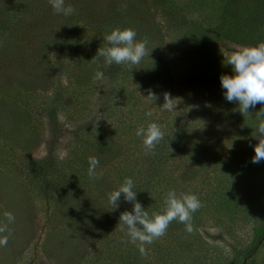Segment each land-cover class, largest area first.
I'll list each match as a JSON object with an SVG mask.
<instances>
[{"label":"rangeland","instance_id":"obj_1","mask_svg":"<svg viewBox=\"0 0 264 264\" xmlns=\"http://www.w3.org/2000/svg\"><path fill=\"white\" fill-rule=\"evenodd\" d=\"M14 1L16 0H0V28L7 18L4 16L2 3L5 2L6 7H8L9 2L12 4ZM113 1L115 0H65V4L74 5L76 11L71 15L73 18L70 16L64 18V15L54 12L48 0H26L31 11L30 14L26 13V19L23 21L24 26L22 28H25L26 33L19 34L17 31V36L13 34L7 40V37L1 34L0 30V57L8 58L7 65L10 62L11 64L18 62V65L25 64L26 68L30 69L29 60L37 58L40 49L46 50L43 46H49L52 37L57 36L66 39L70 37L69 30L72 25L78 29L76 38L79 40L75 46L70 44L67 48L62 47L60 49L59 47V50L53 49V51H47L44 54L52 60L50 65L53 66V69L47 73H44L43 70L38 71V74L36 69H33L35 72L29 71L30 77L38 76L39 80L46 81V87L42 90L38 89L40 94L30 97V102L33 105L40 103V106H33L35 111L33 114L31 111L30 120L33 119V126L37 129V145L33 147L29 157L42 158L46 154L47 145L52 138L54 139L55 133L59 135L63 129L71 128L73 123L77 124L88 120L90 115L92 116L97 110L98 113L101 107L108 106L114 112L113 116L120 119L116 121L117 123L123 121L126 116L133 115L134 119L140 121L138 128L147 127L149 123L153 122L161 127L164 132V142L176 144L172 158L168 163V170L171 169L174 172L173 177L175 178L180 171L187 170L185 149L190 148V146L185 143V135L198 133L199 136L196 134L197 140L204 143L207 141L209 144L204 157L197 158L194 163L200 166L201 170L208 166L206 171L209 174V186L217 188L221 192H228L224 188H228L230 182L232 183L230 185L231 193H235L232 196L234 199L238 198V201H233L236 206L235 204H227L229 215L223 213L220 217L209 206L204 207L199 212L196 211L192 214L190 221L191 232L186 231L185 224L179 223L173 226L172 222L164 236L152 244L144 245L147 255L144 256L142 264H182V262L185 264H227L232 260H235L234 264H264V237L257 244L256 252L243 259L245 249L252 243L253 228L264 220V178L261 181L262 184L258 185L262 188L260 187L261 189L257 193L251 180H241L240 186L233 180L238 171H244L239 170L233 164L240 157L252 162L255 155L253 146L258 143V140L254 136L259 123L258 119H261L256 113L264 105L257 104L254 108L249 109L248 114L243 116L236 110L238 108L236 103L228 102L225 99V90L220 83V76L224 75V72L221 74L211 73L214 74L213 77L219 75V79L216 77L218 82L214 86L208 84V76L212 75L208 74L207 76L203 72L207 71L208 65L202 62L203 60L186 59L185 54L188 53L185 47H176L178 42L176 38L178 37L175 38V36L179 30L170 28L171 20L165 19L167 15L157 4L158 0H147L148 4L154 3L151 11L158 26H152L151 22L147 20L145 30H148L149 35L154 38V31H162L163 38L160 47L151 48L147 46L149 55H146L139 64L123 65L124 70L122 72L115 76H109L106 72L104 58L101 57L100 62H98L97 57H95L97 53L93 52L97 51L99 47L105 46L103 39L105 35L94 29L93 26L87 25L85 22L87 15L83 12L85 9L88 10V8L93 7L97 10H104ZM25 5L26 3L23 4V6ZM187 15L194 14L190 12ZM177 18L179 16H174V20ZM67 19L68 21H66ZM129 25L132 28L134 23H129ZM29 27H33L34 33L29 31ZM38 31L41 32L38 33ZM72 41L73 39L70 40V42ZM12 44L16 48L14 53L8 52V49L5 48V46L12 47ZM238 46L243 45L223 43L220 44L219 52L223 57H227L228 53ZM90 49H93L92 52ZM63 57H66L65 64H61ZM151 61L157 64V70H151L148 67V65H152ZM186 68H190L189 72L186 71ZM230 68L232 69V67ZM97 70L103 72L102 79H95ZM185 72L188 73V76ZM0 75L2 76L1 71ZM155 75L162 79V76H166L163 80H166V84L171 86L170 97L173 98L172 103L175 105L173 110L163 109V95L160 96L162 81L155 80ZM28 78L26 77V80ZM35 81L37 80L29 79L28 84ZM211 88L212 90H210ZM150 92L155 94L156 100L148 96ZM69 98L71 100L66 103L65 101ZM58 99L65 100L59 107ZM114 99L117 101L116 107L111 106ZM47 106H49L47 110L50 107L56 108L57 122L55 124L58 123L61 131L57 130L52 133L55 124L51 123L46 116ZM149 112H151V116L146 115ZM32 123L29 126L32 127ZM115 127H119V124H115ZM65 130L62 135L60 134L56 137L57 139H54L55 156L58 160H65L69 157L70 163H65V168H70L71 164L80 173L83 165H73L72 159L75 150L78 149L77 152L80 153L81 150L72 144L73 136L68 130L67 132ZM129 136V133L123 129L113 133V137L121 142V147L116 151L117 153L105 152V148H101L99 152L98 149H91L88 157L95 156L98 158L99 166L96 171L103 173L102 177L109 179L112 175H116V169L123 165L120 162L131 163L137 160V155L140 153H136L132 148L134 143L130 142ZM218 136L221 137L222 152H216L217 156H215L213 147H216L215 138ZM88 137L84 138L88 139ZM90 140L95 142V135L90 137ZM233 150L239 154L237 157ZM16 153H18L16 155L18 165L23 164L24 158H29L21 156L18 150ZM105 153L108 154L105 155ZM262 163L264 164V160L260 162V166H263ZM211 165H214V169ZM88 168L87 165L86 173ZM126 172H123L121 176H126ZM17 175L20 177L19 173ZM138 175L137 177H140ZM85 179L87 180L84 184L86 194L82 190L73 192L74 189H72L62 200L61 206L58 207L63 211H65L64 209L67 210V215L64 217H61V212H54L55 209L53 210L52 204L46 202L42 194L34 195L31 198L32 204L36 207V214L32 216L35 223H30L26 213L19 211L20 208L16 207L12 210L11 213L15 216V221L8 224V231L3 233L9 238L12 237V240L8 239L6 247H0V264H92L96 260L98 247L102 245L100 239L102 234L99 232L105 223L116 217L115 215H108L105 211L101 215H93L89 209L83 211L86 207L84 205L87 203H85L87 201L86 195L91 192L94 194L89 197L98 199V194L95 193L96 183L91 181H99L100 178L90 179L85 176ZM175 181L178 179L175 178ZM182 185L183 182L181 181L176 186L178 189H182ZM190 185L194 188V193L204 202L208 195V189L198 183H195L194 186L193 181ZM163 188L165 191V186ZM19 189L20 191L23 190L20 187ZM16 191L18 193L7 191L10 194H7L8 196L0 192L1 214L8 211L4 204L5 201L11 199L16 202L18 199L20 201L21 192ZM155 191L160 195L164 193L162 189H156L153 192L150 191L149 198L156 197ZM261 193L262 196H260ZM156 204L159 202L157 201ZM222 204L226 205L224 201ZM158 207L154 209V204L150 206L153 212H162L163 209ZM80 212L83 214L78 215ZM72 215L79 221L81 229L69 225L72 222ZM97 218L102 222H98ZM4 219H6L4 215H1L0 222L7 223ZM28 225L32 227L31 230H27ZM106 227L108 228V226ZM54 228L57 230L56 232ZM77 231H81L82 236H77ZM107 231L109 235H112L113 228L107 229ZM82 237L85 242L80 241ZM107 238L108 244H110L112 241L109 239L110 236ZM104 241L107 243L106 240ZM130 259L129 257L128 260ZM98 260L99 263L96 264H111L109 260L107 262L102 259Z\"/></svg>","mask_w":264,"mask_h":264},{"label":"trees","instance_id":"obj_2","mask_svg":"<svg viewBox=\"0 0 264 264\" xmlns=\"http://www.w3.org/2000/svg\"><path fill=\"white\" fill-rule=\"evenodd\" d=\"M27 2L26 0H16L12 4L9 2L8 7H6L5 2L2 3L4 16L7 18L5 22L1 24L2 27L0 30L1 34L7 37V40L11 38L13 34L17 36V31L19 34L26 33L25 28H22V26H24L23 21L26 19V13H31ZM24 3H26L25 6H23ZM153 4L154 3L148 4L147 0H115L104 10H97V8L93 7L88 8V10L85 9L83 13L87 15V20H85L87 25L93 26L94 29L103 33V35L110 34V32L116 28H131L129 23H134L131 29L136 31V39L140 41L146 38L148 42L147 46L155 48L156 46L160 47L163 38L162 31H154V38L149 35L148 30H145V23L147 20L151 22L152 26H158L154 21L151 11ZM157 4L164 10V14L167 15L165 19L171 20L170 28L172 30H179L178 34L175 36V38L178 37L176 38L178 41L176 47H185L188 53L185 54V58L188 60L192 58L203 60L202 62L208 65L207 71L203 72L207 76L208 74L212 75L208 76V84L212 86L217 84L218 80H216V77L219 79V75L213 77L214 74L211 73L217 72L221 74L224 72V74L233 75V71L230 68L231 66L226 64L227 57H223L221 52H219L220 44L222 45L223 43L229 42L243 46H256L258 43L264 42V0H158ZM190 12L194 15L188 16L187 14H190ZM174 16H179V18L174 20ZM70 18H73V16H70ZM162 18L164 19L163 16ZM66 21H68V19ZM29 28L28 30L33 32V27ZM77 30L76 26L72 25L69 30L70 37H67V34H65L67 37L66 39L57 36L52 37L49 41V46H43L46 50L40 49L38 57L33 58L34 61L31 59L29 60L31 63V65H29L30 69H27L25 64L18 65V62H13V64L10 62V64L7 65L8 58L0 57V71L2 74V76L0 75V192L8 196L10 195L9 192L18 193L16 190L20 191L19 187L23 188V190L20 191V201L18 199L16 202L11 199L5 201L4 204L9 212H12L16 207L20 208L19 211H24L26 213L30 223H35L32 216L36 214V207L32 204L31 198L38 194L44 195L45 201L51 203L53 210L55 209L54 212H61V217H64L67 215V210L64 209L65 211H63V209H59L58 207L61 206L63 203L62 200L66 198L68 193H70L72 189H74L73 192L82 190L85 193L84 184L87 181L85 176L89 177L88 172L86 173V169L87 165L89 166L88 154L91 149H98L99 152L101 148H105V152L117 153L116 151L121 147V142L119 139L113 137V133L121 129L127 131L130 135V142L134 143L132 148L136 153H140L137 155V160L131 163L120 162L123 165L118 167L115 171L116 175H112L109 179L101 176L100 182L91 181L96 183L95 193L98 194V199L89 197L94 193L90 192L86 195L87 201H85V203H87L84 205L86 207L83 211L89 209V212L93 213V215H101L103 211H105L108 215H115L116 217L105 223V226H103L99 232L102 234L100 236L102 245L98 247V254L96 253L98 259L106 260V262L109 260L111 264H142L144 256H141L137 249V245L129 242V238L120 230L119 224L120 213L126 210L130 211L132 209V203L125 201L123 196H121L119 207L113 210L112 205H110L108 201V193L117 189L124 182L125 178H132L135 185L134 191H137V200L150 216L153 213L151 210L152 208H150L151 204H154V209H157V206H159L158 208L161 207L164 209V198L170 190H174L178 196L180 193L194 194L200 200V197L194 193V188L190 185L192 181L194 186L195 183H198L200 186L203 185L208 189L207 198L204 202L200 200L202 207L197 212L209 206L215 210L219 217L223 215V213L229 215L227 204H235L234 202L238 201V198L234 199L232 196V194L235 193H231V182L228 188H224V190H228V192H221L217 188L209 186V174L206 171L208 166L204 167V170H201V167L194 163L197 158L204 157L209 144L207 141L204 143L203 141L197 140L196 137L197 135L199 136L198 133H196L197 135H185V143L190 146V148L185 149L187 170L185 171V169H183L180 171L175 177L178 181H175L173 177L174 172L171 169L168 170V163L172 158L171 156L173 155L176 144L161 140L153 152H146L143 147L142 138L136 135V130L140 121H137V119H134L133 115H130L126 116L123 121L117 123L116 121L120 119L113 116L114 112L108 106L101 107L99 112L97 113V110L92 116L90 115L88 120H80L81 122L77 124L73 123V125H71L72 127L67 129L73 136L72 144L81 150V153L77 152L78 149L77 151L75 150L72 159L73 165H83L80 173L78 169L74 168L71 164L70 168H65V163H70L69 157L65 160H58L55 156L54 139L60 134L62 135L65 129H63L59 135L55 133L54 139H50L51 142L46 147V154L42 158L36 159L29 157L33 147L37 145V129L33 126V119L30 120V118L35 112L33 106H40V103L38 105H33L32 102H30V97L37 96L39 93L38 89L42 90L46 87V81L39 80L40 78L38 76L30 77L29 71L36 69L38 74V71L43 70L44 73H47L49 70L53 69V66L50 65L52 60L44 54H46L47 51H53V49L59 50V47L60 49L62 47L67 48L70 44L75 46V43L79 40L76 38L78 33ZM39 32L41 31H38V33ZM36 35L35 33V36ZM71 38L73 39L72 42H70V40H72ZM184 44L185 46H183ZM5 48H7L10 53L16 51L14 44H12V47L5 46ZM90 50L92 52L93 49ZM93 52L97 53V51ZM65 58L66 57H63L61 59V64H65ZM97 60L100 62L101 57L97 56ZM151 64L152 65H148V67L151 70H157V64L153 61H151ZM56 69H58V67H56ZM227 69L228 71H226ZM123 70V65H117L115 63L111 65L106 64V72L109 76H115ZM189 70L190 68H186L187 72H189ZM31 72L35 71L33 70ZM186 74L188 76V73ZM26 77L29 78L26 80ZM162 77L164 79L166 76ZM29 79L37 81L28 84ZM45 79H47V77H45ZM78 79L75 80L77 81ZM154 79L162 81L160 96L163 95L162 102H164V93L167 92L171 96V86L166 84V80H163L158 75H155ZM210 90H212V88ZM70 100L71 98L66 101L64 99H58V107L62 105L63 101L68 103ZM116 104L117 101L114 99L111 106L116 107ZM48 107L49 106L46 107V110ZM56 112V108L50 107L46 113V116L53 124L57 122ZM261 119H258V121L260 122ZM30 123H32V127L29 126ZM115 124H119V127H115ZM57 130H60L58 123L53 127L52 133ZM67 130H65V132H67ZM190 130L192 131V129ZM93 135H95V142H91L90 140V137ZM86 136H89L88 139L84 138ZM215 140L216 147H213V152L215 156H217L216 152H222L221 137L218 136ZM17 150L21 153V156L29 157L27 159L24 158L22 165L17 164ZM233 152L236 153V157L239 155L237 151L233 150ZM108 153H105V155ZM233 165L239 168V170H244L243 172L238 171L234 176L235 178H232L239 186L241 180H251L256 193L262 188L261 186V188L258 187V185L262 184L261 181L264 178L263 163V166H260V162L253 163L247 159L245 160L244 157H240ZM213 166L214 165H211L212 168ZM125 171H127L125 173L126 176L122 177L121 175ZM18 173L20 177L17 175ZM137 174H139L138 176L140 177H137ZM199 174L201 175L199 176ZM181 181L183 182L182 189H178L176 185L181 183ZM163 186H165L166 192ZM156 189H162L164 191L163 195L155 191L156 197L149 198L148 195H151V192ZM7 191L9 192L7 193ZM262 195L261 193L260 196ZM157 201L159 204H156ZM223 201L226 205L222 204ZM81 214H83V212L78 213V215ZM97 220L98 222H102L98 218ZM4 221H6V219H4ZM71 221L72 222L69 223L70 226L81 229V225L79 221L74 218V215L71 216ZM179 223L180 222L174 220L173 226ZM56 225L57 224H55V226ZM106 226H108V228ZM110 228H113L112 235H109L107 231V229ZM29 229H32L30 225H28L27 230ZM253 230L252 243L245 249L243 259L253 252H256L257 244H259L264 237V220L255 226ZM54 231L56 232L57 230L54 228ZM76 235L82 236L81 231H77ZM108 236H110L109 239L112 240L110 244H108ZM9 240H12V237H10ZM84 240L85 239L82 237L80 241L85 242ZM165 254H167V252H165ZM97 257L92 264L99 263ZM129 257L131 258L130 260H128ZM138 259L140 260L139 262ZM234 263L235 260H232L227 264ZM182 264L185 263L182 262Z\"/></svg>","mask_w":264,"mask_h":264},{"label":"clouds","instance_id":"obj_3","mask_svg":"<svg viewBox=\"0 0 264 264\" xmlns=\"http://www.w3.org/2000/svg\"><path fill=\"white\" fill-rule=\"evenodd\" d=\"M56 14L71 16L76 9L71 4L66 5L65 0H48ZM137 33L134 29L116 28L104 36L105 46L99 47L95 57H103L107 65L113 63L117 65H136L149 55L147 49V39L138 41ZM95 62L94 58H92ZM227 65L232 67L233 75H221V87L225 90L224 96L228 102H234L238 105L236 109L243 116L249 113L250 108L257 104L264 105V42L256 46H238L227 55ZM103 72L97 70L95 79H102ZM156 100L153 93L148 95ZM173 98L169 93H164V110H173L175 105ZM151 116V112L146 113ZM262 119L256 127L254 138L258 140L255 144V155L252 158L253 163H259L264 160V107L256 113ZM136 135L142 138L143 147L146 152L151 153L156 146L164 139V132L161 127L153 122L147 127H139ZM88 175L90 179H99L102 173H97L99 166L97 157L88 158ZM134 182L132 178L127 177L124 182L115 190L108 193V201L113 210L119 207L121 196L124 200L132 203L131 211L120 213V230L129 238V242L137 245L141 256H146V244H152L155 240L164 236L169 225L175 220L186 225V231L191 232L190 221L192 214L198 211L202 204L194 194L180 193L179 196L174 190H170L165 198V207L162 212H153L151 216L137 200V191H134ZM7 223L0 222V247H6L8 244V235H3L8 231V224L14 223L15 216L8 211L4 212Z\"/></svg>","mask_w":264,"mask_h":264}]
</instances>
